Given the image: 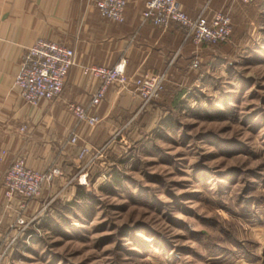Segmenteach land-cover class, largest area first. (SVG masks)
I'll list each match as a JSON object with an SVG mask.
<instances>
[{
  "label": "rangeland",
  "instance_id": "obj_1",
  "mask_svg": "<svg viewBox=\"0 0 264 264\" xmlns=\"http://www.w3.org/2000/svg\"><path fill=\"white\" fill-rule=\"evenodd\" d=\"M234 9L226 43H192L157 99L116 104L89 165L24 212L40 235L0 264H264V0Z\"/></svg>",
  "mask_w": 264,
  "mask_h": 264
},
{
  "label": "crops",
  "instance_id": "obj_2",
  "mask_svg": "<svg viewBox=\"0 0 264 264\" xmlns=\"http://www.w3.org/2000/svg\"><path fill=\"white\" fill-rule=\"evenodd\" d=\"M145 1L126 0L125 20L118 23L102 17L93 0H0V244L9 243L16 235L15 219L22 212L21 199H6L2 187L4 171L16 154L22 153L27 164L40 172L53 165L60 168L61 175L41 189L40 198L47 200L72 184L73 175L89 165L94 143L115 131L116 104H121V109L124 105L125 111L127 105L142 104L132 85L123 89L110 85L95 110L100 122L95 127L80 126L76 143H70L75 119L67 105L87 103L98 84L82 73L84 65H112L125 57L126 73L134 76L177 71L186 62L190 46L182 29L176 24L160 28L150 21L142 23ZM178 1L191 17L201 12L210 15L215 10H235V0ZM41 37L73 47L76 63L58 100H41L29 106L13 81L24 51ZM37 205V199L30 200L25 211ZM24 242L25 235L19 234L13 246ZM1 264H14L12 253L2 258Z\"/></svg>",
  "mask_w": 264,
  "mask_h": 264
},
{
  "label": "built area",
  "instance_id": "obj_3",
  "mask_svg": "<svg viewBox=\"0 0 264 264\" xmlns=\"http://www.w3.org/2000/svg\"><path fill=\"white\" fill-rule=\"evenodd\" d=\"M93 1L102 17L118 23L125 20L126 0ZM237 1L247 4L255 0ZM146 21L160 28L176 24L184 32L185 39H189L196 46L227 41L232 30L229 12L215 10L210 15L201 12L191 17L183 10L178 0H146L141 11V22ZM75 63L76 52L73 47L55 40L37 38L24 51L13 84L20 98L29 106H36L41 100L55 102L61 97ZM126 63V58L122 57L112 65L89 64L82 67V73L91 80L98 81V84L87 103L71 102L67 105L68 111L75 119V128L68 137L70 143H76L80 126L95 127L100 122V115L95 110L105 99L110 85H116L121 89L132 85L133 90L141 96L142 105L160 96L166 71H148L129 76L126 73ZM190 65L197 68L198 58H192ZM24 127H21V130H24ZM60 175L61 171L56 165L43 172L30 167L22 153L11 159L3 174V195L8 200L20 198L22 212L15 219L16 235L10 238L7 245L14 243L19 234L26 235V242H29L28 239L32 236L40 235V227L29 228L36 217L27 220L24 211L27 202L39 195L44 185H49ZM2 245L0 244V250L4 246Z\"/></svg>",
  "mask_w": 264,
  "mask_h": 264
},
{
  "label": "trees",
  "instance_id": "obj_4",
  "mask_svg": "<svg viewBox=\"0 0 264 264\" xmlns=\"http://www.w3.org/2000/svg\"><path fill=\"white\" fill-rule=\"evenodd\" d=\"M255 1H257V0H255ZM254 1V2H255ZM223 11H226V10H223ZM231 34H232V30H231V33H230V35H229V37L228 38H230L231 37ZM185 42L190 46V48L191 47H193V44H192V42L189 40V39H186L185 40ZM224 43H226V41H223V42H217V43H214L213 45H219V44H224ZM167 72H168V70H167ZM168 76V75H167ZM165 83H166V79L164 80V82H163V89H164V85H165ZM183 91H184V89H180V90H176L175 89V91H174V95H173V98L171 99V101H170V103H172L174 106V108H175V106L177 107L178 106V104L181 102L180 100H179V97H180V95H181V93H183ZM120 174L121 173H118V172H114L113 173V175H112V180H111V182H118L119 180V177H120ZM81 197V203L83 204V203H85L86 201H88L87 199H89V194L87 193V192H84L81 188H79L78 190H77V194H76V198L74 199V201H73V203H79V202H77V200L76 199H78V197ZM91 197V196H90ZM80 205V204H79Z\"/></svg>",
  "mask_w": 264,
  "mask_h": 264
}]
</instances>
